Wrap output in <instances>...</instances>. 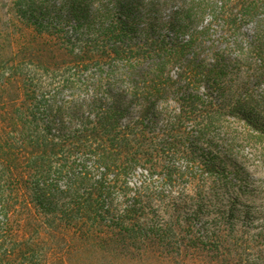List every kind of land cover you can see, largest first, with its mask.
Here are the masks:
<instances>
[{
	"label": "trees",
	"instance_id": "obj_1",
	"mask_svg": "<svg viewBox=\"0 0 264 264\" xmlns=\"http://www.w3.org/2000/svg\"><path fill=\"white\" fill-rule=\"evenodd\" d=\"M103 3L0 0V264L195 255L264 264V186L249 184L260 198L249 209V235L235 231L236 198L224 189L236 183L227 167L217 169L216 141L207 139L242 106L223 95L216 67L202 73L187 58L206 27L148 52L156 63L139 71L148 53L137 49L146 41H128L127 25ZM109 62L120 64L121 95L102 90L100 80L94 87L104 98L55 100ZM201 76L210 82L204 99L193 93ZM242 121V140L264 163V123L250 114ZM141 171L149 179L130 195L127 179ZM154 180L176 196L152 189Z\"/></svg>",
	"mask_w": 264,
	"mask_h": 264
},
{
	"label": "rangeland",
	"instance_id": "obj_2",
	"mask_svg": "<svg viewBox=\"0 0 264 264\" xmlns=\"http://www.w3.org/2000/svg\"><path fill=\"white\" fill-rule=\"evenodd\" d=\"M54 1L50 0V3L53 4ZM103 2L111 14L117 13L121 27L127 25L128 41L131 39L134 44L146 41L145 46H139L137 49L145 54L161 46L185 43L194 31L206 27L197 37V42L188 52L187 58H196V62L201 65L200 71H204L202 73L215 70L216 67L220 73L219 81L227 87L223 95L234 102L239 101L242 106L239 111L235 110L225 118L227 123L224 127L228 130L211 126V134L207 139L216 141L214 145L220 158V162L216 163L217 169L221 170L222 165L227 167L226 179L232 184L236 183V186L231 185L229 189H224L225 194L236 198L232 218L234 229L249 235V209L260 206L259 195L252 193L249 184L264 186V163L257 162L258 159L253 156L252 143L248 144L242 140L243 128L240 127L244 126L242 119L249 114L259 119L261 124L264 123V0H128L119 4H116V0ZM123 8L129 11V18L121 13ZM146 55L148 58H145L139 71L156 63L150 53ZM118 66L120 67V64L109 62L98 69L90 68L89 72H83L78 77L79 81L85 84L84 88L63 90L55 96V100L60 102L74 95L73 100L80 105H88L91 99L104 98L101 90L96 91L94 87L100 80H103L102 90H106L110 95H121L120 89L124 87V79L119 74ZM175 71L176 68L173 67L172 75ZM196 81L193 93L204 99L202 95L209 93L210 82L203 76ZM212 98L217 96L212 94ZM187 127H190V124ZM230 141L232 144H229ZM199 148L203 152L211 151L209 145ZM148 179V175L143 171L127 179L129 194L132 195L135 188ZM151 187H161L164 195L176 196L159 181H152ZM253 199L255 203L251 204ZM68 262L65 264H69ZM70 264L104 263L91 257L76 256L70 260ZM123 264L215 263L206 256L195 255L188 257L184 262L146 259Z\"/></svg>",
	"mask_w": 264,
	"mask_h": 264
}]
</instances>
